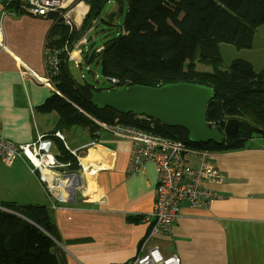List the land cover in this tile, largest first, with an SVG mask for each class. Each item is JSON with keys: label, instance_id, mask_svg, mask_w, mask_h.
Returning <instances> with one entry per match:
<instances>
[{"label": "crops", "instance_id": "1", "mask_svg": "<svg viewBox=\"0 0 264 264\" xmlns=\"http://www.w3.org/2000/svg\"><path fill=\"white\" fill-rule=\"evenodd\" d=\"M11 1L15 4L9 6ZM11 1L0 0V44L5 45H0V133L15 143L46 135L56 153L41 163L43 170L26 158L14 160L27 171L28 180L16 183L26 201L9 202L47 207L63 264H133L151 230L143 216L156 201L154 165L147 163L131 174V140L109 131L107 123L65 95L58 87L64 79L61 72L46 82L52 18L31 16L18 6L19 0ZM89 8L85 0L79 2L73 32ZM63 55L72 73V61ZM89 74L92 82L72 77L96 87L100 72ZM41 76L44 82L37 80ZM61 99L69 104L63 106ZM45 115L56 119L50 128ZM221 133L225 143L228 137ZM187 146L194 149L185 155L188 164L205 160L221 171L222 182L203 186L222 198L209 204L183 202L171 227L155 234L150 245L164 257L176 255L180 264H264V136L254 131L242 147L233 149Z\"/></svg>", "mask_w": 264, "mask_h": 264}, {"label": "trees", "instance_id": "2", "mask_svg": "<svg viewBox=\"0 0 264 264\" xmlns=\"http://www.w3.org/2000/svg\"><path fill=\"white\" fill-rule=\"evenodd\" d=\"M115 1L117 10L111 12L107 20L100 21L104 29L112 28L115 18L123 14L122 26L97 50L85 52V66L99 63V75L108 80L118 79V84H112L111 88L122 84L161 85L178 81L211 86L215 95L206 108L207 119L222 120L216 127L228 138L221 144L213 141L195 144L189 141L184 128L168 127L151 119L159 125L156 131L188 145L225 149L242 147L254 131L264 136V68L258 72L252 62L240 57L225 65L220 48L221 42L232 43L238 49L253 47L256 29L264 23V0ZM87 2L90 8L81 27L70 33L69 26L62 22L55 24L49 34V47L59 48L67 41L71 45L81 38L107 0ZM11 4L15 1L9 2V6ZM61 58L59 77L64 76V79L58 87L73 102L107 124L121 116L128 124L148 129L147 116L121 114L111 108L94 106L92 91L105 88L75 80L66 55L62 54ZM197 63L208 65L211 70H198ZM89 71H93L92 68ZM61 102L63 106L69 104L63 99ZM67 109L65 107L66 114ZM80 114L83 120L89 121ZM223 116L229 118L224 120ZM0 206L8 209H0V264H63L55 251L53 222L46 206L13 202Z\"/></svg>", "mask_w": 264, "mask_h": 264}, {"label": "built area", "instance_id": "3", "mask_svg": "<svg viewBox=\"0 0 264 264\" xmlns=\"http://www.w3.org/2000/svg\"><path fill=\"white\" fill-rule=\"evenodd\" d=\"M77 2V0H19L18 3L31 16L50 17L53 25L61 21L71 27L73 32L75 23L72 15ZM91 25L100 29L104 27L103 22L98 18H94ZM83 38H79L71 45L67 41L60 48L49 47L45 58L48 68L46 82L49 81L50 76L60 72L62 54L66 53L67 58L75 61L77 65L82 64L86 54L77 51V48ZM2 46L5 45L2 43ZM86 68L89 71L91 66L88 65ZM37 79L45 81L42 78ZM109 80L114 85L118 84L116 78L111 77ZM151 119L153 118L149 117L150 121L146 123L148 129L128 124L121 116L116 117L114 122L106 124L105 127L119 137L129 138L133 143L129 165L131 174L140 172L147 163H152L157 175L154 208L143 216V219L151 224V230L141 241L138 256L133 264H180L176 255L164 257L157 246H151V239L155 234L171 227L179 215L183 202L188 201L192 205L209 204L215 199L222 198L218 192L205 188L203 183L222 182L223 174L205 160L198 166L188 164L185 155L194 149L188 147L181 139L156 131V121ZM54 153H56V147L46 135L40 134L35 141L29 143H15L0 133V159L4 162L11 163L21 157L38 167V162H44Z\"/></svg>", "mask_w": 264, "mask_h": 264}, {"label": "water", "instance_id": "4", "mask_svg": "<svg viewBox=\"0 0 264 264\" xmlns=\"http://www.w3.org/2000/svg\"><path fill=\"white\" fill-rule=\"evenodd\" d=\"M92 36L88 37V41ZM211 86L188 81L161 85L122 84L115 88L93 90L91 102L98 109L117 113L145 115L168 127L187 130L193 143H222L223 134L207 119L206 108L214 98Z\"/></svg>", "mask_w": 264, "mask_h": 264}, {"label": "rangeland", "instance_id": "5", "mask_svg": "<svg viewBox=\"0 0 264 264\" xmlns=\"http://www.w3.org/2000/svg\"><path fill=\"white\" fill-rule=\"evenodd\" d=\"M77 1H78L77 6H75V10L73 11V15H72L73 19L76 8L78 7V4L81 0H77ZM85 2H87V0H85ZM117 8H118V4L116 3L115 0H107L104 7L100 11V14L98 15V19L107 20L109 14L111 12L116 11ZM80 16L81 15L77 11L75 18L77 17L79 18ZM122 22H123V14L115 18L112 28H108L107 26L105 29L104 28L100 29L97 26H92L93 25L92 24L84 33L85 37L79 42L77 51H82L83 53H85L88 51V49L89 51L97 50V48L103 45L104 42L108 39V37L112 35V33H115L117 28L122 26ZM74 27L77 26L75 25ZM69 31L71 33V29ZM88 35L93 36L91 41H87ZM220 48L225 65H229L233 61V59L240 57L250 60L257 69L256 71L259 72L260 71L259 69H262L264 67V23L258 26V28L256 29L253 47L251 49L250 48L238 49L232 43H226V42H221ZM26 67L28 66L25 65V68ZM71 67L73 71L72 73L77 80H84V81L86 80L90 82L93 81L91 75L89 74L90 71H88V69L84 64V60L81 65H77L75 61H72ZM197 69L201 71H205V70L210 71L211 67L203 63H197ZM93 70L100 72V67H97L95 62H94ZM81 73L83 74V77L86 76V79L81 78L82 76ZM41 78L43 80L45 76L44 77L41 76ZM95 84L97 85V87H101V88H111L113 86L112 82L108 80L107 77H103L101 75H99V80L98 82H95ZM241 116H234V117L241 118ZM45 117H46L45 124L47 125V127L49 128L52 127L53 122L56 119H54L52 115H45ZM227 118L226 116L222 117V119L224 120H226ZM221 121H211V122L213 123L215 122L214 124L216 126V123L218 125L220 124ZM251 125L253 124L251 123ZM156 128L160 129L159 125L158 126L156 125ZM77 130L78 129H73L72 132H77ZM26 176H27V171L25 167H23L20 163H18V161H14L13 163H7L4 162L2 159H0V205H3L4 203H8L9 201H13L12 199H16L17 201L19 200L26 201V196L21 195V189H19L18 188L19 186L16 184V183H23L25 180H28ZM0 209L8 210L7 208L1 206Z\"/></svg>", "mask_w": 264, "mask_h": 264}, {"label": "bare ground", "instance_id": "6", "mask_svg": "<svg viewBox=\"0 0 264 264\" xmlns=\"http://www.w3.org/2000/svg\"><path fill=\"white\" fill-rule=\"evenodd\" d=\"M1 45V44H0ZM2 46V45H1ZM0 46V47H1ZM38 165H39V168H40V170H43V168H44V165L43 164H41L40 162H38Z\"/></svg>", "mask_w": 264, "mask_h": 264}]
</instances>
